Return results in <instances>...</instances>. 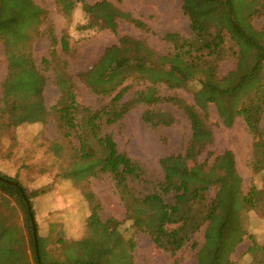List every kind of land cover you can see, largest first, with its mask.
<instances>
[{"label": "trees", "instance_id": "obj_1", "mask_svg": "<svg viewBox=\"0 0 264 264\" xmlns=\"http://www.w3.org/2000/svg\"><path fill=\"white\" fill-rule=\"evenodd\" d=\"M181 1L191 36L182 38L176 33L164 36L165 41L173 44L172 53L157 56L143 41L124 36L88 72L79 75L96 95L111 98L107 106L93 111L77 101L76 86L67 74L68 64L61 58L71 52V37L65 32L59 39L51 27L47 33L50 58L44 63L54 73L60 98L51 110L46 108V78L35 64L32 47L42 34L46 12L32 0H0V44L4 46L7 62V76L1 87L0 120L6 119L15 127L46 125L50 119L54 120L61 138L71 139L72 155L85 150L83 156L76 155L73 159L78 171L83 172L87 165L92 168L90 178L108 177L127 211L126 222L137 233H147L159 250L174 256L190 243L195 250L198 248L195 238L205 228V242L197 252L198 264H218L223 251L225 264H236L232 255L248 235L247 218L256 213L264 220V81L253 84L264 64V31L256 29L253 19L263 15L264 0ZM117 2L103 0L88 4L83 0H58L57 3L67 20L81 6L84 19L78 27L81 30L115 34L120 22H126L140 31L150 32L146 21L122 9L121 0ZM229 62L234 63V69L221 77L220 67ZM136 85H144L145 89L135 91L124 101ZM159 86L173 94L163 95ZM180 89L189 91L193 101L174 94ZM16 92L20 96H15ZM157 105H171L181 111L189 122L190 137L184 155L160 161L163 180L151 182L143 178L140 165L120 153L106 127L117 124L130 111L142 106L146 108L143 121L150 127L174 126L177 121L173 113L153 110ZM211 106L227 127L238 118L244 121L252 138L250 165L253 174L263 182L260 188L252 186L244 193L234 154L226 151L215 156L211 151L214 145L209 121ZM77 137L84 140L83 144L79 143L81 150L72 141ZM203 154L207 157L199 162ZM192 159L193 166L183 170L181 165ZM90 178L84 184H89ZM138 182L150 184L151 190L140 195L134 188ZM39 195L28 193L17 178L0 174V201L4 206L12 201L23 213L34 264H38V256L40 264H45L33 203ZM83 195L89 204L88 221L97 219L104 224L95 194L87 189ZM27 202L37 228V248ZM11 220L0 222V247L7 246L6 232L14 223ZM108 222L117 227L122 225L116 220ZM253 242L245 256H253L250 264H264V245ZM129 243L134 257V240ZM27 252L26 248L28 255ZM15 255L17 250L10 247L6 255L0 249V264H31L30 260L23 261L24 257L16 260ZM204 255L207 259H202Z\"/></svg>", "mask_w": 264, "mask_h": 264}, {"label": "rangeland", "instance_id": "obj_2", "mask_svg": "<svg viewBox=\"0 0 264 264\" xmlns=\"http://www.w3.org/2000/svg\"><path fill=\"white\" fill-rule=\"evenodd\" d=\"M37 6L46 12L45 24L42 26V34L33 41V55L35 64L41 74L46 78L44 100L48 110H51L60 98V92L55 85V77L52 69L44 63L50 58V43L48 40V28H52L59 39L67 32L70 39L71 52L68 57H61L68 64L67 74L76 86L77 101L93 111L107 106L110 97L96 95L87 84L79 78L86 73L104 55L105 51L119 45L121 37L128 36L143 41L157 56L167 55L173 52V44L165 41L164 36L176 33L182 38L191 36L189 19L184 15L181 0H121L122 9L130 12L136 18L146 21L150 32H143L133 25L120 22L117 33L98 30H81L78 27L84 23L81 6L77 12L67 20L59 11L58 0H32ZM88 4H95L103 0H83ZM118 4V0H107ZM253 19V25L258 30L264 31V12ZM61 48H58V52ZM234 69V63H225L220 67V76L224 77ZM6 73L5 49L0 45V74ZM264 81V64L255 77L253 84ZM251 85L247 86L250 87ZM145 89L144 85H136L124 99L132 97L135 91ZM163 95H171L165 87L159 86ZM174 94L193 101L189 91L180 89ZM19 92L15 93L18 96ZM20 96V95H19ZM29 106V104H28ZM153 110L170 111L176 118V124L169 128H152L143 121L145 107H138L130 111L115 125L107 126L106 132L111 134L118 146L120 153L126 154L143 169V178L146 181L155 182L163 180V169L160 161L169 156L184 155L186 143L190 137L189 122L185 115L171 105H157ZM210 125L214 136V145L211 151L215 156L226 151H231L235 156L236 168L242 179L244 193L252 186L261 187L263 182L260 177L253 174L251 169L252 138L242 119H237L231 127L223 124L216 108H210ZM21 130V129H20ZM20 138L14 145V152H18L19 159L9 166L13 177L17 178L28 193L38 192L40 195L33 202L36 206V221L40 223L47 219L60 220L57 225H48V232L39 236L42 251V261L45 264H88L93 261L96 264H198L197 252L205 242L203 228L196 236L197 249L190 243L184 250L172 256L159 250L147 233H137L132 229L131 223L126 222L127 211L120 200L114 183L108 177L99 179L90 178L92 168L84 167L83 172L78 171V164L73 160L76 155L83 156L82 152H74L70 140L58 133L54 120L46 125L32 123L22 129ZM1 135V134H0ZM30 135L29 139L27 136ZM2 136H0L1 138ZM79 150L84 140L80 137L72 139ZM80 147V148H79ZM16 150V151H15ZM5 152L0 145V156ZM207 154L199 157L198 161L206 159ZM14 159V158H13ZM213 161V160H212ZM194 164V159L181 165L183 170H189ZM96 168V164L92 163ZM90 178L89 184L84 182ZM44 180V181H43ZM140 195L147 194L151 190L148 183L138 182L134 185ZM87 189L91 190L101 204L100 219L85 220L89 214V204L85 199ZM76 193V194H75ZM171 197H166L169 202ZM65 204V205H64ZM0 201V222L14 221L9 232H6L5 244L0 247L3 254L7 249L17 250L15 259L24 257L23 261H31L34 257L29 249V241L25 235L23 213L12 202L9 205ZM72 208H67L71 206ZM17 210L19 213H17ZM41 211V212H40ZM49 213V214H47ZM75 215L74 217L71 216ZM10 218V219H9ZM122 223L117 227L113 222ZM85 224H84V223ZM42 223V224H43ZM75 225L80 228L75 232ZM65 226V227H63ZM248 235L245 241L239 245L232 255L236 264H250L253 256L247 254L253 246V241L264 245V220L256 213H251L246 220ZM73 230V231H72ZM11 233V234H10ZM252 235L253 237H250ZM134 240V257L129 240ZM26 248L28 255L25 254ZM218 264H225V252L223 251ZM202 259H207L204 255Z\"/></svg>", "mask_w": 264, "mask_h": 264}, {"label": "crops", "instance_id": "obj_3", "mask_svg": "<svg viewBox=\"0 0 264 264\" xmlns=\"http://www.w3.org/2000/svg\"><path fill=\"white\" fill-rule=\"evenodd\" d=\"M5 56H6V54H5ZM6 76H7V62H6V73L0 74V107H1V99H2V88L1 87H2L3 82L6 79ZM23 128H24V126L23 127H15V126L11 125L10 122L6 119L0 120V134H1L0 136H2L0 138V145L2 146V149L5 152L3 154V156H0V174L7 176V177H10V178H15V177H13V173L11 172V167H9V166L12 164V162H15L17 159H19V156H20L16 150H15L16 152H14V145H15V147H17L16 144H14V143H16L18 141V139H19V141L20 140L22 142L24 141L23 138L19 137V134L21 135V132H23V130H22ZM27 139H29V138L27 137ZM41 200L42 199L39 198L36 200V202L41 203V205H42L44 203V201L40 202ZM34 207H35V211L37 212L35 204H34ZM67 208H72V205L67 206ZM17 213H19L18 210H17ZM47 214H49V213H47ZM71 216L74 217L75 215L71 214ZM88 216H89V214L85 215V220L88 218ZM60 220L63 221L64 219H50L49 218L46 220L45 223H43L44 220L40 223V225L37 223L39 236L41 234L45 235L46 229H47L46 233L48 232V229H49L48 225L49 224L54 223L57 225L58 223H60ZM63 227H65V226H63ZM75 227H76L75 232H77L78 230H80V228L82 226H80L79 229L76 225H75Z\"/></svg>", "mask_w": 264, "mask_h": 264}, {"label": "water", "instance_id": "obj_4", "mask_svg": "<svg viewBox=\"0 0 264 264\" xmlns=\"http://www.w3.org/2000/svg\"><path fill=\"white\" fill-rule=\"evenodd\" d=\"M25 198V195H23ZM27 206H28V212H29V216L32 222V229H33V236H34V241H35V246L36 248L38 247V235H37V228H36V224H35V219L34 216L32 214V208L30 206V204L27 202ZM37 256H38V251H37ZM38 264H40V258L38 256Z\"/></svg>", "mask_w": 264, "mask_h": 264}]
</instances>
